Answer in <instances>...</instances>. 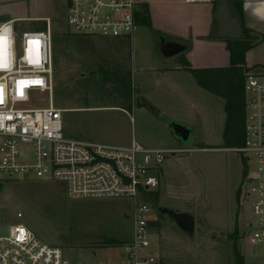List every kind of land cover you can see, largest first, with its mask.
I'll use <instances>...</instances> for the list:
<instances>
[{
  "label": "rangeland",
  "instance_id": "1",
  "mask_svg": "<svg viewBox=\"0 0 264 264\" xmlns=\"http://www.w3.org/2000/svg\"><path fill=\"white\" fill-rule=\"evenodd\" d=\"M227 2L232 16L240 17L242 26L256 43L261 41L262 17L246 8L239 14L233 0ZM67 3V0H0V23L14 17H49L58 41L68 29ZM19 24L23 29L37 28L43 27L44 22ZM141 30L145 33L132 42L130 58L126 56L125 45L109 38L54 43L59 50L54 63V105L64 110V133L112 144L135 139L149 148L193 149L167 153L159 168V185L155 188L158 197L149 203L158 225L149 249L158 254L157 264H236L246 230V223L238 216L248 176L255 173V159H247L234 151L235 147H224L223 97L212 92L204 93L207 95L202 98L193 95V108L191 89L187 86L185 93L183 80L179 89L170 81L173 77L177 79V75L155 73L152 68L161 66L164 57L155 34ZM102 59H106L108 66L118 62L129 67L132 91L129 107L116 105L119 103L114 98L121 101L119 92L105 88L99 93L93 90L96 86L84 80L96 70L97 64L103 63ZM245 61L255 65L252 73H264V40L249 51ZM31 100L34 104L30 106H45L48 94L36 91ZM173 120L192 128L188 142L172 133L169 123ZM161 207L191 212L195 218L194 235L190 237L180 231L167 215H159ZM0 212L3 216L0 235L7 233L8 225L20 223L44 243L62 247L68 259L81 262L112 263L118 253L108 241L116 239L121 243L131 237L129 200L70 199L61 184L51 181L5 179V175H0ZM17 213L22 217L17 218Z\"/></svg>",
  "mask_w": 264,
  "mask_h": 264
},
{
  "label": "built area",
  "instance_id": "2",
  "mask_svg": "<svg viewBox=\"0 0 264 264\" xmlns=\"http://www.w3.org/2000/svg\"><path fill=\"white\" fill-rule=\"evenodd\" d=\"M68 31L87 37L132 38L137 27L136 0H67ZM251 2V0H246ZM44 22L22 28V21ZM53 30L49 17L14 18L0 23V175L61 184L70 199L120 198L131 204V237L113 244L112 263L68 259L60 246L44 243L20 223L0 235V264H157L150 247L155 236L150 192L167 153L191 148H149L132 139L120 145L64 133L63 109L54 105ZM48 94L45 106L31 95ZM245 134L233 150L255 159V173L243 190L250 219L246 238L264 241V73L245 77ZM17 218L22 214L17 213ZM3 216L0 212V221Z\"/></svg>",
  "mask_w": 264,
  "mask_h": 264
},
{
  "label": "crops",
  "instance_id": "3",
  "mask_svg": "<svg viewBox=\"0 0 264 264\" xmlns=\"http://www.w3.org/2000/svg\"><path fill=\"white\" fill-rule=\"evenodd\" d=\"M136 2L137 6L144 5L147 7L150 27L142 24L137 25L132 35L131 42H134L135 38L138 39L145 33V31L141 29H147L155 34L158 45L160 38L163 37L167 41L177 42L185 46L183 52L170 57L164 56L161 53L164 57L162 65L155 68L151 67L155 69V73L158 75H177V79L173 77L170 81H172L174 85L176 84L175 86L179 89L181 88L180 81L183 80L185 82L182 83L186 90L185 93H187V86L191 89L189 95L191 103L193 102V95L202 98L207 95L204 93H210L196 83L191 73L181 66L177 58L180 55L184 56L188 63L194 68L230 66V54L226 48L225 39H221L217 36V22L214 18V13L219 6L218 0H136ZM249 9H252L253 12L262 17V22H264V0H259L257 3H250L247 10ZM7 20H10V18L4 21ZM263 40L264 38L258 45H260ZM249 51L245 53L244 59ZM168 59H175V61L171 62L172 60ZM245 64L246 66H251L247 61H245ZM181 75L185 79H180L179 76ZM155 102L156 101H154V105ZM192 104V107L195 108V103ZM156 106L159 107L160 105L157 104ZM117 139L120 141L121 138ZM131 140L120 145L129 144ZM175 147L177 146H169L166 148ZM233 210V207L230 208V214L233 213ZM238 218L246 223L247 228V222L250 216L247 204L244 201ZM245 231L244 234H246ZM239 251L242 264H264V241L254 244L249 242L245 235L240 243Z\"/></svg>",
  "mask_w": 264,
  "mask_h": 264
},
{
  "label": "trees",
  "instance_id": "4",
  "mask_svg": "<svg viewBox=\"0 0 264 264\" xmlns=\"http://www.w3.org/2000/svg\"><path fill=\"white\" fill-rule=\"evenodd\" d=\"M219 3V0H218ZM238 13H243V2L242 0H233ZM135 21L137 25H147L150 27L149 13L147 7L144 5H138L135 10ZM238 19L240 17H237ZM240 21V19H239ZM241 26L242 22L240 21ZM242 30L245 36L236 40H225L226 48L230 54V66L218 67V68H194L184 56L180 55L177 60L181 63V66L188 70L196 83L212 92L213 94L223 97L225 100L224 111L226 114L225 129L223 132L224 147H239L243 144L245 134V122H246V110H245V77L246 73L253 70L255 65L246 66L245 64V53L258 45L261 41L255 42L254 37L248 34V29L242 26ZM64 38L58 40L55 38L56 34H53V42L69 41L73 40L77 42L79 39H87L89 37L73 34L68 30L64 33ZM115 42L125 45L128 49L126 52L127 58H130V46L132 44L131 38L117 39ZM68 44V43H67ZM53 59L56 61V54L59 51L57 46L54 44L53 48ZM103 63H99L96 66V70L90 72V76H85L88 82L96 86L99 93H103L105 88L114 90L120 93V100L114 98L115 102L119 103L116 105H127L130 106L132 100V91L130 86L131 71L129 67L124 66L121 63L115 62L114 65L108 66L106 59L101 60ZM105 63V64H104ZM82 75V73H81ZM113 95V94H112ZM115 96V95H114ZM114 96H111L112 98ZM146 105V103H145ZM150 105V104H149ZM148 105V106H149ZM151 106V105H150ZM149 106V107H150ZM109 107H120V106H109ZM152 200L158 197L157 191L149 193ZM161 215V213L159 214ZM151 225L156 227L158 225L157 220L151 222ZM108 243H119L116 239H111ZM237 263L242 264V258L240 253L237 256Z\"/></svg>",
  "mask_w": 264,
  "mask_h": 264
},
{
  "label": "water",
  "instance_id": "5",
  "mask_svg": "<svg viewBox=\"0 0 264 264\" xmlns=\"http://www.w3.org/2000/svg\"><path fill=\"white\" fill-rule=\"evenodd\" d=\"M248 2L244 1L243 7L246 8ZM217 22V36L225 40L240 39L243 34L239 19L232 16L227 0H219V6L214 13ZM159 49L164 56H173L185 50V46L165 40L163 37L159 40ZM169 128L172 133L184 142H188L192 133V128L178 121H170ZM159 212L167 215L180 231L192 237L195 232V218L191 212L181 211L175 208L161 207Z\"/></svg>",
  "mask_w": 264,
  "mask_h": 264
},
{
  "label": "bare ground",
  "instance_id": "6",
  "mask_svg": "<svg viewBox=\"0 0 264 264\" xmlns=\"http://www.w3.org/2000/svg\"><path fill=\"white\" fill-rule=\"evenodd\" d=\"M250 3H248V5L246 6V9L249 7Z\"/></svg>",
  "mask_w": 264,
  "mask_h": 264
},
{
  "label": "flooded vegetation",
  "instance_id": "7",
  "mask_svg": "<svg viewBox=\"0 0 264 264\" xmlns=\"http://www.w3.org/2000/svg\"><path fill=\"white\" fill-rule=\"evenodd\" d=\"M255 15L259 16L257 13L253 12ZM260 17V16H259Z\"/></svg>",
  "mask_w": 264,
  "mask_h": 264
}]
</instances>
